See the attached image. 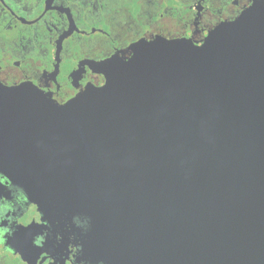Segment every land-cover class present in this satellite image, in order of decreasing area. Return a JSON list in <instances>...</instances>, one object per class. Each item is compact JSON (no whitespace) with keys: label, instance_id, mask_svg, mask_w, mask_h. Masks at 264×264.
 Returning <instances> with one entry per match:
<instances>
[{"label":"water","instance_id":"95a60500","mask_svg":"<svg viewBox=\"0 0 264 264\" xmlns=\"http://www.w3.org/2000/svg\"><path fill=\"white\" fill-rule=\"evenodd\" d=\"M125 51L64 105L0 86V173L104 264H264V0Z\"/></svg>","mask_w":264,"mask_h":264},{"label":"flooded vegetation","instance_id":"af4514ba","mask_svg":"<svg viewBox=\"0 0 264 264\" xmlns=\"http://www.w3.org/2000/svg\"><path fill=\"white\" fill-rule=\"evenodd\" d=\"M252 0H0V86L64 105L104 85L95 67L129 57L134 43L200 45ZM90 220L47 218L0 173V264H104L91 253Z\"/></svg>","mask_w":264,"mask_h":264}]
</instances>
